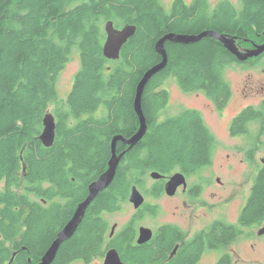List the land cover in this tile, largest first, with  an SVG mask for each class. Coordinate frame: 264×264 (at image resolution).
<instances>
[{
	"label": "trees",
	"instance_id": "1",
	"mask_svg": "<svg viewBox=\"0 0 264 264\" xmlns=\"http://www.w3.org/2000/svg\"><path fill=\"white\" fill-rule=\"evenodd\" d=\"M75 1L0 0V264H38L73 208L86 198L89 184L106 170L112 135L130 137L137 132L136 88L143 74L162 60L156 42L166 32L200 33L209 28L220 32L234 24L235 16L227 7L209 20L207 0L194 1L198 15L182 0H175L170 12L160 0H80L68 7ZM243 1L247 5L244 17L254 24L264 23V0ZM107 20L118 27L128 22L137 27L115 61L103 53ZM165 47L168 64L149 80L143 96L149 132L132 148L129 168L180 166L191 174L212 159L216 139L197 109L160 121L170 99L162 84L175 76L183 90H203L222 108L232 96L224 67L235 58L212 37L191 44L166 41ZM74 49L79 50L80 68L67 109L58 98L56 81ZM111 62L116 64L113 70ZM122 65L130 71L124 72ZM50 102L56 104V135L47 147L40 135ZM102 104L106 114L82 118ZM256 112L245 109L234 131ZM122 146L119 142L118 147ZM131 176L134 179L133 171L126 175L125 168H118L110 186L92 202L79 230L61 244L52 264H71L76 258L88 262L102 251L106 230L102 214L127 201ZM256 176L241 223L264 218V164ZM222 227L237 231L235 225L221 222L212 228ZM202 246L181 249L180 264H195ZM164 252L166 258L168 250ZM178 262L176 258L168 264Z\"/></svg>",
	"mask_w": 264,
	"mask_h": 264
},
{
	"label": "flooded vegetation",
	"instance_id": "2",
	"mask_svg": "<svg viewBox=\"0 0 264 264\" xmlns=\"http://www.w3.org/2000/svg\"><path fill=\"white\" fill-rule=\"evenodd\" d=\"M174 1L175 0H173V3ZM194 1L195 0H182L183 2L182 5L189 7V9L192 10L193 15H198L199 10L193 9ZM160 3H161V0H160ZM173 3H172V6H173ZM207 3H208L207 17L209 20H213L216 14H218L219 12H222L223 10H228L227 7L233 11V14L235 15L233 18L234 24L231 25L230 27L224 28L222 31H220V33L233 37L240 51L243 52L247 48H255L256 45L264 42V23L259 22V24H257L256 22V24H254L251 22V20H248L244 17V12L246 10L247 5L245 4L243 0H207ZM171 9L170 10L166 9V10L170 12ZM258 11L261 15L260 6L258 7ZM126 24L120 27L118 26L117 27L122 28ZM204 30H212V28L204 29ZM166 33H169V32H166ZM186 34H197V33H186ZM206 37H211V36H206ZM181 44H184V43H181ZM188 44H191V43H188ZM222 46L223 48L227 49L223 44ZM228 51L235 58V61H232V62H236L242 65L255 64L257 60H259L261 57L264 56V52H263L257 57H251L246 61H241L234 53H232L230 50ZM261 87L264 88L263 86ZM245 90H247V88ZM233 95L234 94H233V89H232V96ZM261 100H262L261 101V105H262V103L264 102V96ZM54 105H55L54 107L55 109L56 104L54 103ZM261 105H254V104L245 105L243 109L237 115L233 117L229 125V131L231 135L252 137L254 142L255 140H257L256 144L254 146H251L250 154L252 157L255 153V148L260 147L261 145V141H262L261 136H264L263 116H258L257 117L258 119L252 120L249 123V126L247 128L244 127V124L249 118L244 120L235 129V131H234V123H236L237 119L240 117V114L245 109L252 108L254 111H258L259 110L258 108H260ZM91 113H88V114H91ZM161 113L159 116L160 121L165 120L167 117L174 116V115H165V118L161 119ZM89 116L99 117L94 114H91ZM139 127H140V122H139ZM147 132H149V125H148ZM147 132L145 136L137 144H140L141 142H143L144 138H146ZM135 133H133V135ZM116 135L124 136L122 133H115L114 135H112V139L110 142L111 143V153H112V141H113L114 136ZM133 135H131L130 137H125V136L124 137L126 139H129ZM119 142L124 144V146H122L123 148L118 147ZM128 147H129V144L126 143L123 139L118 140L116 143L117 153L120 154L124 152L120 160V163L118 165V168L119 167H122V169L125 168L126 175H128L129 173L133 171L134 176H135L134 179L132 178V176L129 179L130 184H129V190H128V196H127L126 202L129 201L131 204H133L130 201V195L132 193L134 186L137 187V189L143 194L144 202L138 208H136L133 204L135 208L134 214L128 217L127 221L121 226H120V222L118 221H114L113 224L110 225L109 220L105 217L104 214L110 213V212H118V210L121 209L122 205H120L117 209L113 211L103 212L102 214L103 217L101 218L105 222L106 230L103 236V242H102V248H101L102 251L94 255L90 259V261L98 260L100 258L104 263L106 252L111 249H116L119 252V255L122 261L125 263H129V264H168L171 260L176 259V258H178V261H179L178 263L180 264L181 249L186 250L187 248H190V247H195V248L198 247L199 249L201 245L203 244L199 257L195 264H198L199 262H201L205 258V256L211 251H213L214 255L210 260V264H262V261L259 258L260 246L256 244V240H261V238L264 236V233L260 232V230L264 227V218L259 222H253V223L252 222L251 223H241L240 221L242 209L248 203V200L251 195L254 184L251 187L247 202H245V204H243L244 203L243 202L242 203L243 207L242 205H241L242 208L240 207L241 210H239L236 221H226L222 217V214L219 212V210H216L214 208L213 209L206 208V206L200 204V200L202 197L201 196L202 192L200 190V187L202 184H200L199 181H196L194 179L191 180L190 176H192L191 175L192 173L191 174L186 173L184 170L180 169V166L177 167V169L175 167L170 168V166L168 168H161V169L155 168V167H146V168L137 167L136 168L135 166H131L129 168V166L131 165V160L134 159V155L130 156V152L133 147L130 149H128ZM140 156L142 157V154ZM107 167H108V164H107ZM180 172H182L185 175V182L181 184L179 183L177 185L175 193L170 195L166 191V185L170 181H172L176 173H180ZM220 185H223L222 181L220 182ZM103 191L100 192L97 195V197L100 194H102ZM147 193H148V196L153 197V200H154L153 203L147 200L145 196ZM88 194H89V186H88ZM161 196H164L170 199L178 198V203L176 204L177 211L174 213L172 219H169V218L163 219V220L159 219V216L161 215L160 214L161 206L155 201L158 200ZM80 202H78L76 206L73 208L74 209L73 214ZM90 206L87 208L85 216L83 217L75 233L81 227ZM202 209L203 210L209 209L210 215L208 217L204 215H200V211H202ZM73 214L68 219V221L72 218ZM144 219H149V220H152L153 222H151L150 225L141 224L144 221ZM67 222L63 225V227L67 224ZM216 222H221V223L228 224V225H235L237 227V231L232 232L226 227H222L220 229L212 228ZM129 227H132V229L125 231V229ZM142 227H147L151 231L150 237L144 241H140L142 237ZM209 232H211L212 235L214 233L215 234L214 237H211L212 235L210 236ZM202 234H206V235L209 234L208 236L210 237L209 238H207L206 236L203 237ZM70 238L66 240H69ZM200 238L201 240H199L198 242V239ZM245 239L253 241L250 244V247L255 253V257L253 258L254 260H251V261L244 260L243 262H239V261L235 262L233 254L229 252L226 249V247H228L232 243L237 242L239 240L238 244H240L241 248L245 249L247 248V243L244 242ZM209 242H211V244ZM167 245H169V247H167ZM164 250H168L166 258L163 257L165 255ZM80 261L87 262L84 259L76 258V259L71 260V264H74ZM90 261L88 262L90 263Z\"/></svg>",
	"mask_w": 264,
	"mask_h": 264
},
{
	"label": "rangeland",
	"instance_id": "3",
	"mask_svg": "<svg viewBox=\"0 0 264 264\" xmlns=\"http://www.w3.org/2000/svg\"><path fill=\"white\" fill-rule=\"evenodd\" d=\"M78 3H80V0L73 2L68 7H73ZM161 3L167 10H170L173 0H161ZM105 23L103 26L104 31ZM110 60L115 61L117 59ZM113 66L116 67V64L114 65V63L111 62L110 68L112 70ZM79 68V50L74 49L71 53L70 60L60 72L56 81L58 98L65 102V107L67 109L69 108V105L66 103V100L73 86L75 79L74 76ZM122 70L124 72H129L130 67L128 65H122ZM224 71V76L231 84L234 95L222 108L216 107L215 103L206 96L203 90L184 91L182 90V87L179 86L175 76L167 77L162 86L170 92V100L161 113V119H164L165 115H175L182 110L189 108L201 111L206 125L216 139V146L214 148L212 159L204 164L197 172L192 173L190 178L191 180L194 179L202 184L200 187L202 192L200 200L201 205L206 206V208L219 210L226 221H236L242 203L244 202L243 204H245V202H247L251 187L257 177L258 170L262 164H264V136H261V145L260 147L255 148V153L252 157L250 154L251 146H254L257 140L254 142L252 137L231 135L229 125L233 117L237 115L245 105H261V99L264 96V88L261 87H264V56L257 60L255 64L242 65L232 62L224 68ZM246 88L247 90H245ZM49 106L50 107L47 111L53 112L55 107L54 102H50ZM134 110L138 116L135 108ZM106 112L107 109L103 104L100 109L91 114L102 116L106 114ZM256 113L257 114L253 118H249L245 122V128L249 126V123L252 120L258 119V116L264 115V108H260ZM91 114H84L82 118H86ZM73 121L75 122L77 119L73 118ZM71 124H73L72 121ZM221 181L223 182V185H220ZM145 196L149 202H154L153 197L148 196V193ZM31 198L35 201L39 200V198H36L33 195H31ZM155 202L161 206V215L159 216V219H172L174 213L177 211L176 204L178 203V198L170 199L161 196ZM121 205V209L118 210V212L104 214L109 220L110 225H112L114 221H118L121 226L127 221L128 217L134 214L135 208L129 201H125ZM200 215L208 217L210 215V210L202 209ZM151 222L153 221L144 219L141 224L150 225ZM238 241L226 247V249L233 254L235 262L254 260L255 253L250 247V244L253 241L245 239L244 242L247 243V248L245 249L240 247ZM256 244L260 246L259 258L262 261V264H264V236L261 240H256ZM213 255V251L209 252L198 264H210ZM74 264H103V261L99 258L98 260L90 261V263L80 261Z\"/></svg>",
	"mask_w": 264,
	"mask_h": 264
},
{
	"label": "water",
	"instance_id": "4",
	"mask_svg": "<svg viewBox=\"0 0 264 264\" xmlns=\"http://www.w3.org/2000/svg\"><path fill=\"white\" fill-rule=\"evenodd\" d=\"M136 25L128 23L122 28H118L113 20H108L105 23L106 39L103 45V53L108 59H118L120 57L121 50L124 44L135 34ZM206 36H211L222 43L228 50L234 53L241 61H246L251 57H257L264 52V42L255 46V48H247L245 51H240L237 47L235 39L226 34L220 33L215 30H204L197 34H186L178 32H169L163 35L155 44V49L162 56V60L157 64L150 67L140 79L137 85V92L135 97V109L138 113L140 127L137 132L129 139L124 138L121 135H116L112 141V155L108 162L107 169L93 182L89 185L88 196L81 201L72 218L67 222L63 229L58 233L57 238L52 242L50 247L47 249L45 254L41 257L38 264H52L61 244L68 238L72 237L77 228L79 227L83 217L85 216L87 208L97 197V195L104 189L110 186L113 182L118 165L124 154V152L118 154L116 149V143L118 140L123 139L129 144L128 149L136 145L146 134L148 130V123L145 113L142 107V98L144 94V89L149 82V80L158 72L162 71L168 64V53L165 47V42H175V43H194ZM44 128L40 135V139L43 144L47 147L54 143L56 135V117L53 112L47 111L43 118ZM185 182V175L180 172L176 173L167 185L166 191L168 194L172 195L175 193L177 185ZM130 201L134 204L136 208L140 207L144 202L143 194L133 187L132 193L130 195ZM264 233V227L260 230ZM151 231L147 227H142V237L140 241H144L150 237ZM15 253L10 261L14 259ZM103 264H129L122 261L119 252L116 249H111L108 251Z\"/></svg>",
	"mask_w": 264,
	"mask_h": 264
},
{
	"label": "bare ground",
	"instance_id": "5",
	"mask_svg": "<svg viewBox=\"0 0 264 264\" xmlns=\"http://www.w3.org/2000/svg\"><path fill=\"white\" fill-rule=\"evenodd\" d=\"M134 36V35H133ZM146 115V114H145ZM109 251V250H108ZM108 251L106 252V255H107V253H108ZM106 257V256H105Z\"/></svg>",
	"mask_w": 264,
	"mask_h": 264
}]
</instances>
